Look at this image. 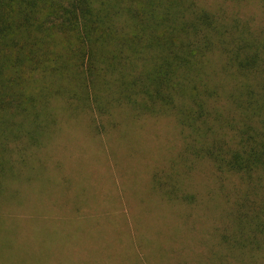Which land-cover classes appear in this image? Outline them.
Returning a JSON list of instances; mask_svg holds the SVG:
<instances>
[{"label": "trees", "instance_id": "trees-1", "mask_svg": "<svg viewBox=\"0 0 264 264\" xmlns=\"http://www.w3.org/2000/svg\"><path fill=\"white\" fill-rule=\"evenodd\" d=\"M55 101L63 115L89 113L97 132L116 112L172 116L183 139L175 165L206 159L244 185L229 250L264 248V23L199 0H0V195L52 182L32 156L55 132ZM183 176L157 171L152 189L192 204ZM16 229L0 233V264H44L13 244L10 254Z\"/></svg>", "mask_w": 264, "mask_h": 264}, {"label": "rangeland", "instance_id": "rangeland-1", "mask_svg": "<svg viewBox=\"0 0 264 264\" xmlns=\"http://www.w3.org/2000/svg\"><path fill=\"white\" fill-rule=\"evenodd\" d=\"M199 2L264 23L257 0ZM55 103V132L32 156L52 182L20 185L18 199L0 195V225H17V235L3 239L10 254L14 245L18 258L40 255L44 264H264V248L242 254L227 243L244 189L240 178L219 175L206 159L175 165L183 139L172 116L116 112V125L97 132L89 128V113L63 115L62 101ZM171 167L183 173L192 204L168 202L152 189L154 173ZM16 184L9 182L8 191ZM41 227L61 237L39 235Z\"/></svg>", "mask_w": 264, "mask_h": 264}]
</instances>
